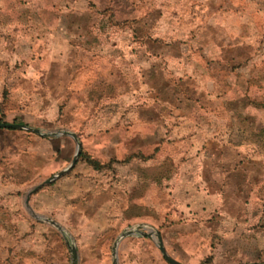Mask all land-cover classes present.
Returning a JSON list of instances; mask_svg holds the SVG:
<instances>
[{"label":"rangeland","instance_id":"obj_1","mask_svg":"<svg viewBox=\"0 0 264 264\" xmlns=\"http://www.w3.org/2000/svg\"><path fill=\"white\" fill-rule=\"evenodd\" d=\"M71 2L45 0L46 5L40 6L53 3L52 6L60 9ZM80 2L91 11L81 16V20L102 22L103 26L97 30L101 39L94 45V37L89 36L93 30H85L87 37L80 43L77 39L70 49L84 52L98 46V52L117 55L111 73L120 90L115 94H101L99 108L81 110L83 116L89 111L90 116L93 113L100 116L105 129L100 140L92 135L82 137L86 152L100 159L114 156L118 146L109 145V139L115 134L125 136L128 127L121 126L111 132L116 125H109V119L114 116L123 119L126 113H131V108L142 104L149 106L147 114L160 112L173 120L180 117L181 107L188 109L194 102L203 103L202 106L206 105L219 117L224 114L222 108L226 104L231 112H241L245 104L250 128L253 124L250 117L255 112L257 126L263 120V110L260 107L255 110L254 103L264 102V0ZM69 15L74 21L80 20ZM158 54L160 58L156 57ZM203 82L212 89L208 97ZM90 95L100 97L96 93ZM77 101L78 96L71 93L70 102ZM172 107L178 108L177 114ZM71 125L79 132L96 127L92 119ZM67 126L40 129L49 132L64 130ZM153 126H150L148 144L138 140L131 145V141L124 139L119 144L118 156L142 144L144 151L152 150L156 144L162 151L172 146L173 140L153 136ZM66 140L68 159L75 143ZM38 147L42 148L43 144L39 143ZM257 151V176H252L257 181V220L248 214L242 220L239 213L247 207L232 199L220 203L218 208L221 210L224 206L231 213L229 219L219 212L214 214L215 210L191 212L189 203L184 204L189 190L173 187L172 178L165 188L151 185L149 189L132 190L135 198L148 197V205H135L129 214H123V205L117 204H123L126 197L121 193L116 195L113 190L88 200L78 197L79 173L73 180L60 176L42 184L26 199L30 188L61 167L58 150L52 160L39 162L36 168L29 166L28 159L13 163V159L0 156V264H70V243L76 250V264H111L115 238L136 225L138 230L150 234L143 236L135 232L122 237L115 246L117 264H169L157 249L153 230L160 234L166 253L183 264L264 263V151ZM150 163L157 173L168 178L166 161L151 160ZM211 188L209 185V191Z\"/></svg>","mask_w":264,"mask_h":264},{"label":"crops","instance_id":"obj_2","mask_svg":"<svg viewBox=\"0 0 264 264\" xmlns=\"http://www.w3.org/2000/svg\"><path fill=\"white\" fill-rule=\"evenodd\" d=\"M43 2L0 0V122L22 124L37 128L42 133L40 128L44 126L68 125L64 131L75 135L79 152L72 166L60 176H69V180H73L76 178L74 175L79 173L76 190L83 200L113 190L116 195L121 193L126 197L123 204H117L123 205L122 213L127 214L135 205H148V197L135 198L132 190L149 189L151 185L165 188L172 178L173 187L189 190L184 204L189 203L191 212L215 210L214 214L219 212L220 216L229 219L231 213L224 206L221 210L218 208L220 203L232 199L234 202L237 200L238 205L242 203L247 207L239 213L242 220L247 214L252 220H257V181L253 178L257 176L259 155L257 113L250 117L253 121L250 128L245 104L241 112H231L226 104L222 108L224 114L219 117L213 115L206 105L202 106L203 103L194 102L188 109L181 107L180 117L174 120L170 116H162L160 112L151 116L146 113L148 105H137L131 108V113L121 117L123 119L118 116L109 119V125H116L110 129L111 132L121 126L128 127L125 136L115 134L109 139V145L118 146L114 156L100 159L86 152L81 144L82 137L92 135L95 140H100L105 130L100 116L96 117L95 113L90 116L91 109L100 107L101 94L120 91L111 73L112 62L118 56L98 52V46L90 51L84 49V52L79 48L80 51L76 52L75 48L70 49L77 39L80 43L82 38L87 37L85 30H93L89 36L94 37V45L101 39L97 30L103 26L102 22L80 19L91 13L80 0H72L71 4L60 9L52 6L53 3L40 6L46 5ZM93 11L96 12L95 9ZM69 14L78 16L80 20H72ZM156 57L160 58L161 54ZM204 86L208 97L212 89L207 83ZM71 93L78 96L76 104L70 102ZM90 93L100 97L96 99ZM257 104L264 102L259 100L254 103L255 110L259 107ZM81 110L90 111L83 116ZM172 110L174 114L178 113V108L172 107ZM85 119H92L96 127L83 132L72 127L71 124L80 125ZM151 125H154L153 136L171 139L173 145L162 151L156 144L152 150L144 151L142 144L118 156L119 144L124 139L131 141V145L138 140L148 144ZM66 139L74 142L68 134L39 135L24 128L0 127V156L13 159V163L28 159L29 166L36 168L39 162L52 160L58 150L62 164L56 170L58 172L70 163L75 150L74 147L67 159ZM39 143L43 144L42 148L38 147ZM85 157L96 160L99 167H92ZM151 160L169 164L168 178L151 167ZM209 185L212 191H209Z\"/></svg>","mask_w":264,"mask_h":264},{"label":"water","instance_id":"obj_3","mask_svg":"<svg viewBox=\"0 0 264 264\" xmlns=\"http://www.w3.org/2000/svg\"><path fill=\"white\" fill-rule=\"evenodd\" d=\"M0 127H5V128H24V129H28L34 133H37L39 135H58V134H68L70 135L73 139H74V142H75V150H74V153H73V156L70 160V163L62 170H59L58 172L48 176L47 178H45L44 180H42L41 183L39 184H36L34 185L32 188H30L26 194V199L28 197V195L33 192L35 189H37L40 185L42 184H45V183H48L50 181H52L53 179L57 178L58 176H60L61 174H63L69 167L72 166V164L74 163L77 155H78V152H79V143L75 137V135L73 133H70L68 131H64V130H57V131H49V132H40L37 128H30V127H27V126H24L22 124H18V123H12V122H0ZM49 222L51 224H53L59 231H62V228L57 225L54 221L50 220L49 219ZM139 225H136L135 227L133 228H130V229H127L125 231H122L118 234V236L115 238V241L113 242V246H112V261H111V264H117V261H116V257H115V246L117 244V242L124 236L126 235H129V234H134L135 232L137 233H140L141 235L143 236H149L150 232H143V231H140L137 229ZM152 233L155 235V238H156V246H157V249L159 250L161 256L163 257V259L169 263V264H183L182 262L180 261H177L175 260L174 258H172L171 256H169L166 251H165V248L162 244V240H161V237H160V234L158 233L157 230H153ZM68 248H69V252H70V264H76V250H75V247L72 243L68 244ZM237 264H264L263 262H241V263H237Z\"/></svg>","mask_w":264,"mask_h":264},{"label":"trees","instance_id":"obj_4","mask_svg":"<svg viewBox=\"0 0 264 264\" xmlns=\"http://www.w3.org/2000/svg\"><path fill=\"white\" fill-rule=\"evenodd\" d=\"M257 106L260 107V109L264 112V104H257ZM257 148L264 151V117L263 120L259 123L257 126ZM85 160L87 163H89L92 167L98 168L99 163L91 158L85 157Z\"/></svg>","mask_w":264,"mask_h":264}]
</instances>
